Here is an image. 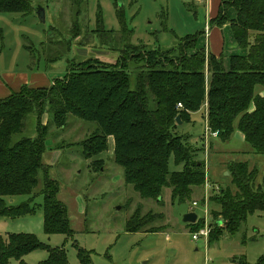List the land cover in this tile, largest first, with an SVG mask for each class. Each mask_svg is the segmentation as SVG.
<instances>
[{
    "label": "trees",
    "instance_id": "trees-1",
    "mask_svg": "<svg viewBox=\"0 0 264 264\" xmlns=\"http://www.w3.org/2000/svg\"><path fill=\"white\" fill-rule=\"evenodd\" d=\"M231 9L234 16H229ZM31 12V0H0L2 15L25 17ZM117 15L122 31V19ZM96 25L103 27L99 16ZM209 25H229L235 44L246 54L231 55L226 63L222 54L216 57L197 47L203 32L184 38L171 32L178 39L175 48L160 51L126 46L114 64L98 60L74 64L49 86L21 85L0 98V218L18 219L35 212L37 206L31 208L29 203L38 185L37 174L42 172L38 194L42 196L44 233L73 234L67 210L57 199L59 186L49 179L50 167L43 164L48 126L41 124L44 115L48 124L59 129L69 116L96 125L94 134L81 143L85 160L104 152L111 137L114 162L122 169L125 184L143 200L160 201L163 189H169L171 203L182 204L195 188L206 183L205 164L197 159L204 147L193 148L189 135L177 133V117L181 124H188L193 114L202 111L210 136L216 133V139L226 143L237 130L255 155L264 156V0H219ZM129 61L136 66L135 72L128 70ZM30 114L36 115V138L12 144V137L21 133ZM171 161L176 171H169ZM226 166L229 186L218 189L211 199L216 209L211 211L209 244L223 233H237L248 216L264 213V178L262 185L255 187L256 168L244 162ZM18 196L30 197L26 204L9 208L8 199ZM136 214L126 223L128 233L143 231L152 223L153 218L140 219ZM188 226L198 232L203 222ZM38 250L48 252V258L38 264H67L62 249H51L34 236H0V264L12 260L24 264L23 258ZM77 258L79 264H92L85 250L78 249ZM256 264H264V257Z\"/></svg>",
    "mask_w": 264,
    "mask_h": 264
},
{
    "label": "rangeland",
    "instance_id": "rangeland-1",
    "mask_svg": "<svg viewBox=\"0 0 264 264\" xmlns=\"http://www.w3.org/2000/svg\"><path fill=\"white\" fill-rule=\"evenodd\" d=\"M204 5L206 0H31L32 7L43 9V23L35 11L25 17L0 14V87L6 88L9 81L25 77L28 81L31 78V87H46L63 78L74 64L89 60L114 64L128 46L160 51L175 48L178 39L171 32L178 38L203 32L209 21ZM228 12L229 16L234 15L232 9ZM98 16L102 18V28L96 25ZM222 36L226 59L246 54L234 44L230 27ZM202 37L198 40L199 48L205 45ZM206 46V51L211 49L210 39ZM232 47L240 53L231 52ZM127 67L131 72L136 70L130 61ZM6 90L10 94L11 86ZM204 118L202 111L193 114L191 123L180 124L177 133L189 135L193 148L204 147L197 159L205 164L206 183L195 188L184 203L172 204L169 189H163L160 201L143 200L125 184L123 171L114 162L111 137L104 152L87 160L83 158L81 143L94 134L95 124L69 116L64 128L59 129L48 124L44 115L41 124L48 126L43 164L50 167L49 179L59 186L57 199L67 210L73 234L44 233L42 196L38 194L43 174L39 172L38 185L29 203L31 208L37 206L35 212L18 219L0 218V236H34L51 249H62L67 264H79L78 249L89 252L92 264H244L245 261L256 264L264 257V213L248 216L237 233H223L213 244L203 237L193 241L192 235L197 231L182 222L185 214L193 212L197 221L203 222L200 230L212 231L211 211L216 206L211 199L218 189L229 186L226 166L229 162H244L249 168H256L255 187L261 186L264 178V156L255 155L237 130L226 143L210 136ZM35 128L36 115L30 114L24 119V129L12 137L11 143L36 138ZM177 169L171 161L169 171ZM29 197L8 199V207L26 204ZM193 202L197 204L195 207L191 205ZM136 212L140 219L153 218L152 223L143 231L128 233L126 223ZM149 229L159 232H144ZM47 258V251L38 250L26 255L23 263L38 264ZM9 264L21 263L12 260Z\"/></svg>",
    "mask_w": 264,
    "mask_h": 264
},
{
    "label": "crops",
    "instance_id": "crops-1",
    "mask_svg": "<svg viewBox=\"0 0 264 264\" xmlns=\"http://www.w3.org/2000/svg\"><path fill=\"white\" fill-rule=\"evenodd\" d=\"M204 6H205V9H206V14L207 15L209 14V21H210V19L214 18L216 16V14H217L218 6H219V0H206V5H204ZM209 21H207V23H205V25H204V29H205L206 26L208 27V34L205 35V31L203 30V33L201 35V36H203L202 38H204L205 45H203V47H200V48L201 49H203V48L206 49L207 41L210 39L211 49L209 47V49L207 51H209L210 53H212L216 57H218L220 54H222L224 56V54H223V52H224V40H223L222 33H224L230 26L226 25V26H224L222 28L211 27V26L209 27ZM221 38H222V40H221ZM198 43H199V41L197 42V47H198ZM237 51H238L237 49H234V47H232V51L231 52H234V54H236ZM237 53L239 54L240 51H238ZM226 60L227 59L225 57L224 61L226 62ZM22 78H24V77H22ZM17 80L21 81V82H15ZM17 80L9 81V83H8L9 85L8 84L5 85V86H7L6 88H8V86H11L12 91H15L14 89L17 90L21 85L31 86V78L29 79V81L27 80L26 77H25V80H19V79H17ZM33 80L35 82H37L36 78H33ZM6 88H1L0 87V98L1 97H5V96H7L9 94V91L5 92V91L8 90V89L6 90Z\"/></svg>",
    "mask_w": 264,
    "mask_h": 264
},
{
    "label": "water",
    "instance_id": "water-1",
    "mask_svg": "<svg viewBox=\"0 0 264 264\" xmlns=\"http://www.w3.org/2000/svg\"><path fill=\"white\" fill-rule=\"evenodd\" d=\"M34 11L36 12L38 20L43 23L44 22V11L40 7H35ZM176 122L178 125L181 124L180 118H176ZM197 221V215L193 212L187 213L183 216L182 222L184 224H195Z\"/></svg>",
    "mask_w": 264,
    "mask_h": 264
},
{
    "label": "built area",
    "instance_id": "built-area-1",
    "mask_svg": "<svg viewBox=\"0 0 264 264\" xmlns=\"http://www.w3.org/2000/svg\"><path fill=\"white\" fill-rule=\"evenodd\" d=\"M204 31H205V35L206 34H208V27L206 26L205 27V29H204ZM177 108L178 109H181L182 107H181V105L180 104H178L177 105ZM213 137H216L217 136V134L216 133H213V134H211ZM206 188H208V185L206 184ZM197 204L195 203V202H193L192 203V207H195ZM209 229L208 228H205V229H202V230H200V231H198L197 233H195V234H193L192 235V240L193 241H197L199 238H201V237H203V238H205L206 240L208 239V234H209Z\"/></svg>",
    "mask_w": 264,
    "mask_h": 264
}]
</instances>
